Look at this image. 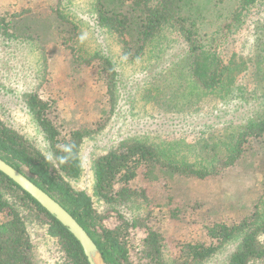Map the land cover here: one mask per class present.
<instances>
[{"label": "trees", "instance_id": "16d2710c", "mask_svg": "<svg viewBox=\"0 0 264 264\" xmlns=\"http://www.w3.org/2000/svg\"><path fill=\"white\" fill-rule=\"evenodd\" d=\"M28 1L31 0L4 1L7 5L3 2L4 5L0 7L2 39L22 37L27 40L42 36L46 29L56 30L60 36L58 40L64 45L63 50L72 53L71 63L86 73L89 80L87 85L92 87L95 94L102 92L103 101H97L102 102L107 117L103 120L98 117L96 122L92 120L88 127L73 129L63 126L54 121L49 109L54 99L47 100L37 92L28 93L25 98L27 110L44 137L50 158L30 144L21 133L10 128L1 116L0 157L58 201L77 220L95 243L103 264H200L224 242L232 239L239 241L227 264H264L262 194L259 198L262 206H256L243 220L236 217L234 220L237 221L232 222L196 221L202 236L197 242H183L177 233L168 236L164 233L166 225L163 226L162 221L157 219L159 217L152 214L156 206L161 207L159 211L166 213L165 206L161 202H149L155 197L150 193L147 182L159 179L165 181L159 195L166 190L165 200L169 202L164 204L169 205L168 212L177 217L180 209L171 207L170 203L172 193L178 191L175 184L180 185L178 180L184 175L206 178L207 167H204V171H198L193 165L178 162L170 156L168 160H161L154 149L156 144L147 140L121 139L119 144L99 155L93 162L94 194L102 202V209L93 206L91 196L84 190L71 186L69 181L79 177L82 170L80 150L84 138L104 127L108 115L116 109L121 70L118 63L107 54L93 53L83 59L76 54L80 52L76 47L80 28L60 8L63 0H55L49 10L45 9L46 15L37 10L36 0H33L37 3L33 8H24L22 5L18 11V6ZM262 1L235 0V6L224 17L222 27L228 31L235 28L248 8ZM217 6L218 0H93L92 11L95 24L117 37L121 56L130 64L140 61L147 54L149 46L165 32L175 30L182 35L185 47H182L181 56L168 67L170 72L163 79H169L171 83L165 92L162 91V84L157 85L153 100L157 106L186 112L198 95L235 93L231 78L234 71H246L253 80L254 93L260 91L258 97H264V20L255 26L256 48L247 67L241 62L236 64V68H230L218 55L217 43L212 39L205 42L199 33L201 24ZM9 7H17V10L10 12ZM226 18L229 21L225 23ZM261 101L264 105V101ZM256 119L249 114L240 125H227L235 130V138L231 136L234 143H228L226 139L217 141L221 143L222 150L223 147L228 150V165L238 163L248 146V140L258 138L264 132V111ZM214 146L218 147V144ZM222 150L217 148V153ZM12 195L22 209L12 200ZM137 205H145L147 210L139 211L141 207ZM23 211L30 212L46 226L47 234L62 251L65 264H89L80 243L67 227L2 172L0 264H37V251L25 225ZM152 217L158 225L155 220L152 221ZM205 236L214 241L206 243L203 240ZM165 251L168 253L167 258Z\"/></svg>", "mask_w": 264, "mask_h": 264}, {"label": "rangeland", "instance_id": "374dc122", "mask_svg": "<svg viewBox=\"0 0 264 264\" xmlns=\"http://www.w3.org/2000/svg\"><path fill=\"white\" fill-rule=\"evenodd\" d=\"M4 1L11 0H0V7ZM36 2L38 5L33 0L21 3L18 11L22 5L24 8L37 5V10L46 15V10L50 9L55 0ZM92 3L93 0H63L60 4L63 12L80 28L76 46L80 52L76 54L82 56V59L93 53L109 55L118 63L121 82L118 84L114 113L108 115L104 127L83 140L80 150L82 170L79 177L69 181L71 186L84 190L91 196L93 206L102 209V202L94 194L93 162L99 155L119 144L121 139H139L156 144L154 149L158 151L161 160H168L170 156L178 162L193 165L195 170L207 169L206 176L203 175L206 178L183 174L184 177L178 180L180 185L175 184L178 191L172 193L170 203L171 207H179L177 217L168 212L169 205L164 204L169 201L165 200L167 194L163 187L159 195L165 181L159 179L147 182L150 193L155 197L149 202H161L165 206L166 213L159 211L161 207L156 206L152 215L159 217L157 219L162 221L163 226L166 225L163 231L167 236L177 233L183 242H197L202 236L196 221L243 220L256 206L261 207L259 198L261 194L264 195V132L258 138L248 140L243 155L240 154V161L234 165H228V150L223 147V151L221 143L217 142L226 139L228 143H234L235 130L227 125L234 123L238 126L249 114L258 120L256 118L263 114L264 105L261 100L264 101V97H258L260 91L254 93L253 80L247 72L232 73L235 93L198 95L186 112L178 108L157 106L153 100L154 89L162 84V91L165 92L170 85L169 79H163L170 72L168 67L171 63L181 56L185 45L182 35L175 30L165 32L149 46L147 54L140 61L130 64L121 56V45L117 37L95 24ZM234 6L235 0H218L217 9L208 14L199 33L205 42L212 39L217 43L218 55L230 68H236V64L241 62L247 67L256 48L255 26L264 20V1L248 8L237 26L228 31L222 27L223 19ZM8 10L16 11L17 7H9ZM226 21L229 20L226 18ZM45 31L42 36L27 40L22 37L7 40L0 36V116L10 128L21 133L30 144L50 158L44 137L27 110L26 94L37 92L47 100L54 99L49 108L54 121L73 129L88 127L89 122H96L98 117L103 120L107 114L104 113L102 102L97 101H103L102 92L95 94L92 87L87 85L89 80L86 73L71 63L72 53L63 50L64 45L58 40L60 36L56 30L50 28ZM231 61H234V65ZM217 148L222 151L217 153ZM15 199L12 195V200L21 208ZM142 210L146 211L147 207L142 205L139 211ZM22 213L37 251V264H65L63 253L47 234L46 226L30 212ZM152 218L154 221L155 218ZM155 223L158 225L156 220ZM159 227L162 228L160 224ZM261 239L264 242V233ZM203 240L206 243L214 241L206 236ZM238 241L232 239L224 242L200 264H227ZM164 255L167 258L168 253L165 251Z\"/></svg>", "mask_w": 264, "mask_h": 264}, {"label": "water", "instance_id": "95a60500", "mask_svg": "<svg viewBox=\"0 0 264 264\" xmlns=\"http://www.w3.org/2000/svg\"><path fill=\"white\" fill-rule=\"evenodd\" d=\"M0 172L9 177L22 190L35 199L45 210L52 214L62 225L66 226L69 232L80 243L83 252L87 257L88 263L97 264L95 257L93 256L94 251L98 253L95 243L85 229L58 201L1 157Z\"/></svg>", "mask_w": 264, "mask_h": 264}, {"label": "bare ground", "instance_id": "6f19581e", "mask_svg": "<svg viewBox=\"0 0 264 264\" xmlns=\"http://www.w3.org/2000/svg\"><path fill=\"white\" fill-rule=\"evenodd\" d=\"M93 256L95 257V260H96L97 264H102L101 260H100V257H99V255H98V253L96 251H94Z\"/></svg>", "mask_w": 264, "mask_h": 264}]
</instances>
